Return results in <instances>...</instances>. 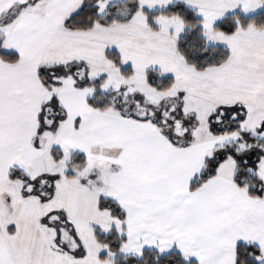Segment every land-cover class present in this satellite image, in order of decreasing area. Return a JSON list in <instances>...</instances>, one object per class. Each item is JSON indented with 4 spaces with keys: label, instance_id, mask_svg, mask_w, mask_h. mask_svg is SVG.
Masks as SVG:
<instances>
[{
    "label": "snow or ice",
    "instance_id": "6c2138e0",
    "mask_svg": "<svg viewBox=\"0 0 264 264\" xmlns=\"http://www.w3.org/2000/svg\"><path fill=\"white\" fill-rule=\"evenodd\" d=\"M0 264H264V0H0Z\"/></svg>",
    "mask_w": 264,
    "mask_h": 264
}]
</instances>
